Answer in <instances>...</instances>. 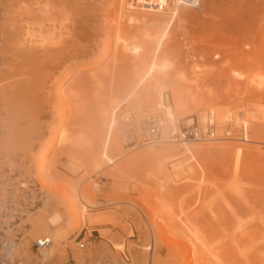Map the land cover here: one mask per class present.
<instances>
[{
    "label": "bare ground",
    "instance_id": "obj_1",
    "mask_svg": "<svg viewBox=\"0 0 264 264\" xmlns=\"http://www.w3.org/2000/svg\"><path fill=\"white\" fill-rule=\"evenodd\" d=\"M21 1L24 2L25 0ZM33 1L30 9L21 7L19 11L13 12L4 6V0H0V155L5 160L18 158L20 162H26L28 168L35 172L37 181L44 192L42 204L36 208L35 212L29 214L25 221L21 222V225L26 223L30 225L28 231L30 233L24 234L28 236L25 243L16 245L15 251H18L16 252L17 256L26 264H30L28 261L34 262L37 259L46 264L52 263L55 258H58L60 262L65 261L64 240L80 229L85 221L90 226L102 225L113 220L114 216L112 214L106 215L100 211L96 214L90 213L102 206L111 205L109 202L111 198L106 199L105 203L97 198L101 194L96 191L98 189L97 183H95L94 190L90 184L84 186L80 181L73 182L55 176L56 174L53 175L52 172L57 168L56 164H52L49 166L50 168L46 167V158L56 145L73 151L85 150L80 140L70 139L67 131L60 128L64 114L57 120L58 126H52L49 123V134L53 138L43 142L36 153H33L32 150L34 141L30 139L31 137L26 138V136L22 140V137L20 138L22 135L15 130L13 131L11 126L9 127L8 107L5 100L7 91L3 88L2 77L14 69L15 61L21 62L25 58L35 59L39 56L44 57L46 54L50 55V52H56L55 50L52 52L54 48L69 42L68 40L71 39L68 37L70 29L65 24L67 19L54 18L53 16L56 14L51 15V8L45 2L42 0ZM168 1L171 0L165 2ZM172 3L174 7L170 14H168V10L163 14L164 18L161 17L167 25L173 24L176 9L190 6L189 4L186 5L187 2L183 0H172ZM111 12L112 9L108 14L109 26L113 24ZM156 20L159 21V19ZM162 21L160 22L163 23ZM252 24H254L252 28L255 32L254 29L257 27L255 24L257 23ZM261 24L264 23L261 22ZM261 24L260 27H262ZM244 25L246 23L241 26L244 27ZM251 26L249 25V32H251L250 29L252 30ZM246 27L248 26L246 25ZM257 30L259 31H256L255 36L258 39L264 37L262 33L260 34L264 31V27L261 29L258 27ZM240 31L238 33H242V30ZM112 34L111 31L102 58L113 53L115 59L121 58L122 60L119 61H128L129 64L127 62V65L136 69V76L130 87L129 96L125 97L123 101L113 100L108 103L99 115L102 137L110 148L117 150L120 157L123 156L120 141L131 150L138 149L139 151V147L145 148L147 145L144 143L137 146L127 145L122 137L127 131H130L144 142L147 132L145 119L149 115L155 116V114L163 117L166 121V127L172 130L177 128V123L179 124L180 121L188 120L191 122L192 117H196L194 121L197 122L198 126L201 128L210 127L213 138L206 142L177 143L171 142L165 136L158 145L147 146L148 148L140 149L141 151L135 152L134 156L129 157L124 165L127 169L112 167L110 174L116 190L126 191L129 186L136 183L140 184L141 187L144 186L145 189L148 188L146 193L143 188L145 200H142L143 202L139 200L141 205L137 210L139 209L142 214L147 216L146 225L154 238H151V243L147 239V243L141 244L139 258L131 253L133 257L129 255L125 260L123 256L119 255L125 252V246L123 247L122 243L111 247L113 254L108 255L111 263L161 264V248L174 244L176 254L179 251L182 255V257L180 256L182 262L178 264H232L230 261L236 255L240 260L239 262L235 258V262L238 261V264H257L258 262L264 264V213L261 210L255 212L259 208L255 209L257 208L255 206L252 210L251 205H249L252 210L249 211L251 214L249 213V216L245 214L246 217H242L240 216L241 212L239 213L236 205L232 203L234 200L235 202L239 200L241 204H249L248 198L251 196H248L247 193L250 190L248 188L252 186V180H246L249 176V173L246 174L245 166L247 153L249 148L251 149L255 144L264 145V59H261L262 61L260 59L254 60L256 64L251 66L257 67V70L256 68L248 70L243 68V72L236 71L226 75L220 71L216 72L215 68L205 65V63H199V61L207 58L201 52H185L182 58H176L170 63L167 48L173 41V35L169 30L152 32L144 29L140 34L138 32L131 37L125 34L119 35L114 43ZM257 38L255 42L262 49L264 42H257ZM196 39L208 43L205 38ZM243 39L242 45L246 46L248 40L246 38L245 41L247 42H244ZM261 40L264 39L261 38ZM113 45L117 47V51L114 50L113 52ZM198 48L195 46L196 50ZM246 49L249 50L251 47ZM261 49L259 50L261 51ZM160 53L161 55H159ZM191 59H193V64L188 66L182 64L181 67V62ZM210 81L219 83L220 86L218 84L215 86L218 85L220 90L218 87L217 89L212 88ZM44 93H48L47 88H45ZM61 93L57 95L60 98L62 97ZM94 96L95 99H98L100 92L95 93ZM127 114H132L133 118V122L129 126L122 123ZM224 141L229 142L223 144ZM260 152L264 151L259 150ZM65 157L69 161L66 165L70 166V168L67 167L72 174L82 170L81 160L75 159L71 153H66ZM88 167L94 173L101 170L100 165L94 162ZM28 168L26 169L28 170ZM224 175L229 177L224 183H219V179L226 178L223 177ZM58 181L65 185L60 186L61 182L58 183ZM102 188L100 187L98 190ZM58 189L67 192L65 195H61L64 204L61 202L59 204L58 201L56 202L55 196H51ZM209 191L213 192L210 193L214 195L213 197H210ZM229 195L233 196L234 199L229 201ZM189 196L193 197L192 205L189 203L185 207L184 204L190 198ZM217 199L220 200L221 207L225 210L222 211L221 209L220 212L223 214L219 210L217 211L215 207L218 203L215 201ZM124 200L122 201L124 202ZM128 200V202L125 200L127 205L137 206L135 199ZM61 204L63 205L61 206ZM61 207L64 208V212L58 213ZM52 210L57 211V213L50 215ZM225 214L229 216V223L225 219L226 223L225 217H222ZM202 215L209 216L216 228L214 229L215 226L208 223V227L209 224L211 225L210 228L212 227L210 229L212 231H210L207 224L203 222ZM199 217L203 221L199 220ZM208 220L210 221V219ZM203 223L205 224L204 227L201 225ZM67 224L70 226L69 228L66 227L68 230H64L65 226H68ZM205 226L210 232L205 229ZM132 234V230L128 231V236H132ZM34 235L47 236L51 239L49 247L39 254L30 249L31 236ZM127 247L129 251L131 248L134 249L135 245ZM166 256L164 257L169 259L168 255ZM165 258L161 257L163 259L161 260V262L163 261L162 264L167 261ZM235 262L233 261L234 264H236ZM174 264L177 263L174 262Z\"/></svg>",
    "mask_w": 264,
    "mask_h": 264
},
{
    "label": "rangeland",
    "instance_id": "obj_2",
    "mask_svg": "<svg viewBox=\"0 0 264 264\" xmlns=\"http://www.w3.org/2000/svg\"><path fill=\"white\" fill-rule=\"evenodd\" d=\"M4 1V6L13 12L19 11L21 7L30 9L34 2L33 0H25L24 2L21 0ZM42 1L51 8V15H54V13L56 14L53 16L54 18L67 19L65 24L68 29H70L68 37L69 39L71 37V39L68 40L69 42H65L67 45L63 43L64 45L61 44L59 47L54 48L52 52L54 50L56 52H50V55L46 54L44 57L39 56L35 59L25 58L21 62L15 61L14 64L16 66L14 69L2 77L1 82L4 85L3 88L7 91L5 93V100L8 107L7 120L10 123L9 127L11 126L10 128L13 131L15 130V132L22 135H19L20 138L22 137V140L26 136V138L31 137L30 139L34 141L32 150L33 153H36L43 142L53 138L49 134V125L58 126L59 123L57 120L64 114L60 122L62 123V127L60 128L67 131L70 135V139L80 140L85 150L73 151L56 145L51 149V153L46 158L48 162H46V167L50 168L49 166L56 164L57 168L52 172L53 175L56 174L55 176L73 182L80 181L84 186L90 184L94 190L95 183L99 179L105 181L103 188L101 190H96L101 193L97 198L104 203L106 199L111 198L109 201L111 205L102 206L90 213L96 214L100 211L106 215L112 214V216H114L113 220L107 221L102 225L90 226L86 224L87 221H85L80 229L76 230L70 237L64 240L63 245L66 247L65 261L60 262L58 258H55L52 263L46 264H112L109 258L110 256H108L113 254L111 247H115V245H120L121 243L123 247L125 246V252L121 254L117 252L119 255L123 256L125 260H127L129 255L131 256V253L133 256L139 258L141 255L139 251L141 249V244L147 243V239L149 243H151V238H154V235L148 230L146 225L147 216L142 214L139 209L137 210L141 205L139 200H145L142 192L144 191V186L141 187L140 184L136 183L133 186H129L130 189L128 188L126 191L122 190L123 192H120V189L119 191L114 187V182L110 173L112 167L115 166L121 167L123 170L127 169L124 166L125 161L129 159V157L131 158V156H134L135 152L137 153L148 147L145 146V148L143 147L142 149L139 147V151L138 149L131 150L120 141L122 146L121 150L123 151V156L120 157L118 151L110 148L102 137V132L99 127V115L102 109L113 100L123 101L125 97L129 96L131 93L130 87L136 76V69L127 65L128 61H119L122 60L121 58L115 59L113 53H109L102 58L110 33L111 31L113 32L111 37L114 43L119 35L125 34L131 37L132 35L138 34V32L140 34L144 29L152 32H164L165 30H169L173 35V41L167 48L170 63L176 58H182L185 52L194 51V53L201 52L205 54L207 57L206 60L199 61V63H205V65L211 66L213 69L215 68L216 72L220 71L226 75H230V73L232 74L236 71L243 72V68H245V70L256 68L257 70V67L251 65L256 64V61H254L256 59H264V51H262L264 47L261 49V46L259 45V47L258 43L255 42L257 38L255 36L256 31H259L257 28L259 27L261 29L264 27V24H261V22L264 23V18H262L264 17V0H183L187 2L186 5L189 4L190 6L186 7V5H184L186 8L180 7L176 9L173 16L175 19L173 24L170 25L163 22L161 17L164 18L163 14H165V11L168 12L169 10L168 14H170L171 9L174 7L172 0L168 2H165L166 0ZM109 7L112 9L111 14L113 17V24L111 26L108 25ZM106 8L109 10L107 9V11ZM260 18H262V20H260ZM156 19H159V21ZM240 22H244L243 24L246 23L248 27H246V25H244V27L241 26L243 24ZM252 23H257L255 24V26H257L254 29L255 32L253 31L252 27L254 24ZM248 24L250 26L252 25V30L250 29V31H253V33L249 32ZM260 24L262 27L259 26ZM240 30H242V33H238L241 32ZM261 33L264 35V31L260 32V34ZM231 34L233 35L231 36ZM234 35H238L236 36L237 38ZM196 38H205L208 40V43L197 41ZM246 38L248 42L245 41ZM261 38L264 39V37ZM261 38H257V42H264ZM242 39L244 42H247L246 46L248 47L242 45ZM195 46L199 48L196 50ZM61 47L64 48V50H62ZM250 47L251 49H249V52L246 48ZM259 49H261V51ZM114 50L117 51V47L113 45V52ZM159 55H161V53ZM252 59L253 61H251ZM245 63L246 65L244 66ZM182 64L184 66L193 64V59L190 61L185 60L183 63L181 62V67ZM212 70L211 73L214 72V70L213 72ZM210 83L212 88L217 89L219 83H215V81H210ZM215 84H218L217 87ZM45 88H47V94L44 93ZM59 89H62V91ZM218 90H220L219 87ZM59 91L62 92L61 98L57 96L60 93ZM97 92H100V97L95 99L94 95ZM192 118L196 119V117ZM226 142L229 141H224L222 143L226 144ZM255 148L264 151V145L260 146L255 144L251 149L249 148V152L247 153L245 166L246 174L248 175L249 173V176L246 180H252V186L248 188V190L250 189L249 192L247 191V195L251 196L248 198L249 204H241L239 200L236 202L234 200L232 202L233 205H236V208L239 210L238 212H241L240 216L242 217L249 216V211L254 210L253 207L255 206L257 207L255 209L259 208V210L255 212H260L261 210V212L264 213V194H262L264 193V187H262V185H264V154L262 153L264 152H260V154L259 150ZM66 153H71V156L75 157L78 161L81 160L83 166L82 170H78L73 174L68 170L70 166L66 165L69 163L67 157H65ZM93 162L100 165V171L94 173L89 169L88 165ZM25 164V168H28V164ZM29 170L28 168L27 171ZM223 177L226 178H223L224 181L223 179H219V183H224L229 176L224 175ZM60 182L58 181V183ZM59 185L63 186L65 184L61 182ZM146 189L148 191L147 187ZM146 189L144 191L145 193ZM56 193H52L51 196H55V200L56 202L58 201L59 204L60 202L63 203L61 195L63 196L67 192L58 189ZM210 193L212 194L213 192L209 191L208 194ZM118 196L119 198H117ZM213 196L214 195H211L210 197ZM120 197L122 198L120 199ZM207 197L210 199L209 196ZM43 198L44 192L42 194V200ZM123 199L127 200V202L129 201L128 199H135L137 206L133 207L129 204L130 207L125 200L124 202L122 201ZM232 199H234V197L229 195L228 200L231 201ZM42 200L40 205L42 204ZM217 200H215L218 202L215 207L217 211L219 210L220 212L222 204L219 199ZM188 201L184 204L185 207H187L186 205L189 203L192 205L193 197H190ZM63 204H61V206ZM249 205H251L252 208L249 207ZM62 211L64 212L63 207L60 208L58 213ZM222 211H225L224 208ZM54 213H57V211L52 210L49 214L52 215ZM200 217L199 220L202 219ZM207 217L209 216H203L204 221H201L205 222L208 227V223L212 224V219ZM222 217H225V222L226 220L227 222L229 221L228 215L225 214V216ZM208 219H210V221ZM201 225L204 227L205 224L203 223ZM69 226L70 225L65 226L64 230H68ZM210 226L209 224V230L212 228H210ZM212 226H215L213 227L214 229L216 228L214 222ZM207 227L205 228L206 230ZM130 230L133 231L132 236H128V231ZM22 232L26 235L30 233L24 230ZM36 237L39 236H31V241ZM134 245L135 247H133ZM136 245H139V248ZM127 246H132L134 248L130 249L132 252H130V250L128 251ZM173 246L174 244H171L170 246L168 245L165 248L163 246L161 248V264L163 262H161V260L167 257L166 255H168L169 259L165 258V260H167V263L164 262L165 264H174V262L178 264L182 262V258H180L182 255H180L178 249L179 255L178 252L176 254V249ZM24 254L22 253L23 256ZM33 255L35 254L33 253ZM161 257L163 259H161ZM235 258L238 259L239 257L236 255ZM235 258L230 261L232 264H234L233 261H236ZM253 261L255 262L256 260ZM28 262L30 264H44L38 259L34 262ZM239 262L237 261L235 263L238 264ZM257 264H259V262Z\"/></svg>",
    "mask_w": 264,
    "mask_h": 264
},
{
    "label": "built area",
    "instance_id": "obj_3",
    "mask_svg": "<svg viewBox=\"0 0 264 264\" xmlns=\"http://www.w3.org/2000/svg\"><path fill=\"white\" fill-rule=\"evenodd\" d=\"M132 122V114H127L122 123L129 126ZM145 123H147V132L144 142L133 132L127 131L122 137L124 143L131 146L141 143L156 146L165 136L171 142L177 143L206 142L213 138L210 127L201 128L194 118L191 122L180 121L175 130L168 129L166 121L159 114L149 115ZM24 164L18 158L5 160L0 155V264H26L17 256L18 251H15L16 245L24 244L28 237L22 231L28 232L30 228L28 223L21 225V222L35 212L42 200L43 191L35 172L32 169L31 172H26V164L25 167ZM96 183L99 189L103 187L105 181L99 179ZM50 243V237L40 236L32 240L30 249L39 254L46 250Z\"/></svg>",
    "mask_w": 264,
    "mask_h": 264
}]
</instances>
